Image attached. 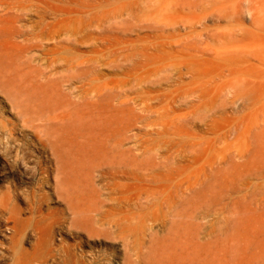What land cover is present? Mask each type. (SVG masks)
I'll return each mask as SVG.
<instances>
[{
  "label": "rangeland",
  "instance_id": "rangeland-1",
  "mask_svg": "<svg viewBox=\"0 0 264 264\" xmlns=\"http://www.w3.org/2000/svg\"><path fill=\"white\" fill-rule=\"evenodd\" d=\"M13 1H60L62 43L57 47L62 57L71 60L69 65L63 62L64 66H59V81L58 74L46 75L43 96L53 101L61 98L64 103L62 97L79 102L77 108L67 99L71 107L65 103L66 108L61 109L70 112L75 106V111L83 110H78L79 116L74 114L76 122L70 125L86 132L83 141L80 136L76 138L82 141L77 145L81 143L84 150L90 147L89 141L91 146L99 144L92 146L96 150L106 145L103 149L111 154L112 166H119H113L119 176L115 192L134 193L135 177L143 192L180 194L186 189L181 205L189 209L202 207L205 226L215 230L205 239L221 241L222 257L264 255V0ZM47 22L52 24L51 17ZM73 25L79 39L76 51L70 49L63 34ZM53 46L50 41L48 47ZM89 49L91 63L86 62ZM64 79L67 84L61 83ZM82 103L89 107L80 108ZM113 106L132 119L123 123L126 130L119 123L113 124L117 117H112V127L105 122L110 133H105L103 126L99 131L109 134L108 142L97 129L104 119L102 113L107 112L105 117L111 119ZM87 108L100 110L102 116ZM104 108L111 109L109 115ZM85 111L88 116L94 113L90 116L96 117V127L89 123ZM120 114L123 116H116ZM1 119L17 123L0 95ZM118 119L123 122L121 117ZM93 132L95 139L90 136ZM7 137L0 131V169L5 151L18 162L20 158L33 162L42 156L28 129L15 130ZM18 162L0 173V264H10L8 246L13 223L4 207L7 202H3L8 186L50 194V200L41 206L44 213L47 209L63 210L46 186H37V175L28 180L20 177ZM100 179L95 180L94 187L102 190L107 178ZM10 207L25 225L32 224L21 240V247L29 248L33 242V216L22 193L12 197Z\"/></svg>",
  "mask_w": 264,
  "mask_h": 264
},
{
  "label": "bare ground",
  "instance_id": "bare-ground-1",
  "mask_svg": "<svg viewBox=\"0 0 264 264\" xmlns=\"http://www.w3.org/2000/svg\"><path fill=\"white\" fill-rule=\"evenodd\" d=\"M61 12L60 1H0V95L17 120V123L8 121L5 123L1 119L0 131H4L7 137L11 136L15 130L28 129L34 135L35 144L42 152V156L35 157L33 162H29L26 158H20L18 162L16 157L13 158L5 151L2 158L5 165L3 164L0 173L4 171V167L18 162L19 175L22 179L28 180L37 175L39 179L37 186H46L50 190L51 196L63 206V210L47 209V212L44 213L41 206L50 200V194L31 188L23 191L18 186L6 188L3 202H7L4 207H7L9 218L13 223V233L8 246L11 250L10 264H264V255L222 257L220 251L223 248L220 249L219 245L221 241L211 239L212 242H208L205 239L215 230L205 226V211L202 207L189 209L181 205L185 199L186 187L185 191H181L180 194L160 191L143 192L140 180L135 177L134 193L126 195L122 192H115V187L119 184V176L117 178L116 172L113 170L115 165L112 166L111 154L108 155L107 150L103 149L106 145H102L103 148L100 147L96 150L99 144L93 143L92 146L97 145L95 149L89 141L90 143L88 142L87 145L90 147L85 146L84 150L81 148L84 147L81 143V146L76 144L81 140L78 141L77 137L80 136L83 141L85 136L82 137V135H86V132L81 133L82 130L73 128L72 124L77 119L74 118V114L80 111L79 109L75 111V106L79 102L75 104L76 102L73 100L75 102L73 103L68 99L69 97H62L65 99L67 108L71 107L70 103H67L68 100L75 104V106L72 105V107L74 106L72 110L75 113L70 109L72 115L69 110L67 112V110L61 109L66 105L61 98L53 101L43 96V84L48 81L44 82L46 75H57L59 66L69 65V60H71L62 57L59 53L60 48L57 47L62 43V40H59L62 31L59 28L62 21ZM49 17L52 19V24L47 22ZM65 30L66 32L63 31V34L67 37L66 42L70 45L71 50L76 51L79 43L76 27L73 25L71 29ZM50 41L54 44L52 48L48 47ZM91 54L92 51L89 49L86 62L91 63ZM69 70L71 71V69ZM60 76L56 77L58 81ZM52 79L49 80V84ZM56 79L54 78V80ZM66 81L69 83L70 80L67 78ZM66 81L64 79L61 83L64 84ZM81 81L83 82V80ZM59 97L61 96L59 95ZM88 98L90 97L88 96ZM102 99L106 100V98ZM82 101L84 103L86 100ZM102 101L100 99V103ZM83 103L80 108L89 105L84 106ZM93 103L94 106L95 102ZM90 106L92 108L91 104ZM100 106L101 104L99 108L103 109V106ZM109 106L111 107V104ZM119 106L117 105L116 108L123 107ZM122 109H117V111L125 116L126 113ZM95 110L92 112L94 111L95 115L98 113L96 116L101 117L100 110H98L99 112ZM104 110L106 112L107 109L104 108ZM110 110H107L108 115ZM112 110L111 112L114 114H110L111 119L117 117V119L115 118L116 124L113 119H108L109 116L105 117L107 112L102 113L105 114L103 116L104 125H102V120L101 126L95 122L99 126L98 131L103 130L106 123H108V127H112L113 125H109L112 124L111 121L114 122V125L119 123L123 126L122 130H126L124 127L126 123L124 125L123 123L126 122V119L128 123V119L132 118H128L130 116L126 115L127 118L124 117V121L120 114L123 120L121 123V120L118 119L120 117L116 116L119 113L115 114L117 112L115 107ZM84 114L88 116L89 113L87 114L85 111ZM93 114L90 113L91 116ZM89 116L91 122H88L93 124L96 117L92 119ZM80 117L83 120L82 115ZM106 119L110 122H107ZM118 120L120 121L117 122ZM88 122L86 124H89ZM92 124L91 126L94 128ZM91 126L87 125L88 128ZM121 126H119L120 129ZM85 127L86 125L83 126V128ZM92 128H90L91 131ZM107 129L106 127L104 130L107 131ZM85 131H88L87 134H89L88 129ZM98 131L97 133L102 136V131ZM109 131L105 133H110ZM95 132L92 133L93 135L90 133V136L93 137ZM106 136L104 138L107 140ZM112 136L114 137V135ZM107 141L109 142V140ZM81 150H84V153ZM123 151L126 152V150ZM129 159L131 158L129 157ZM100 178H107L105 188L100 185L102 190L94 187L95 180H101ZM42 187L39 189L42 190ZM20 193L23 194L27 209L33 216V242L29 248L21 247V240L26 234V229L32 224L25 225L17 217L14 207H10L12 197L16 198ZM216 237L219 236L215 235Z\"/></svg>",
  "mask_w": 264,
  "mask_h": 264
}]
</instances>
